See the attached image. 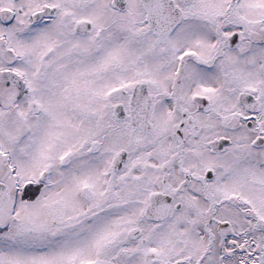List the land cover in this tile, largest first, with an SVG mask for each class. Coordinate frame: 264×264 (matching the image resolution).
I'll return each mask as SVG.
<instances>
[{
    "label": "snow or ice",
    "instance_id": "snow-or-ice-1",
    "mask_svg": "<svg viewBox=\"0 0 264 264\" xmlns=\"http://www.w3.org/2000/svg\"><path fill=\"white\" fill-rule=\"evenodd\" d=\"M0 264H264V0H0Z\"/></svg>",
    "mask_w": 264,
    "mask_h": 264
}]
</instances>
